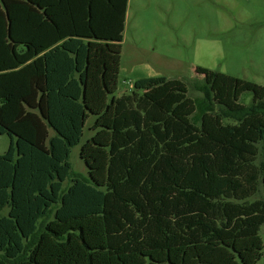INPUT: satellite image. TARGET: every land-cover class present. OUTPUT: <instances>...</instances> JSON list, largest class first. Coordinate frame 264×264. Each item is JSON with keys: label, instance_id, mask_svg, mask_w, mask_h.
Instances as JSON below:
<instances>
[{"label": "trees", "instance_id": "obj_1", "mask_svg": "<svg viewBox=\"0 0 264 264\" xmlns=\"http://www.w3.org/2000/svg\"><path fill=\"white\" fill-rule=\"evenodd\" d=\"M128 5L0 2V264H258L264 87L197 67L204 98L116 97Z\"/></svg>", "mask_w": 264, "mask_h": 264}, {"label": "rangeland", "instance_id": "obj_2", "mask_svg": "<svg viewBox=\"0 0 264 264\" xmlns=\"http://www.w3.org/2000/svg\"><path fill=\"white\" fill-rule=\"evenodd\" d=\"M197 67L264 87V0H129L116 97L130 95L140 79L163 77L184 82L190 98H204L194 88L204 79ZM240 102L252 105V94ZM92 122L70 159L73 170L86 176L81 149L93 135ZM9 144V136L1 135L0 155ZM259 147L261 166L264 141ZM255 200H264L262 182ZM260 236L264 243V225ZM258 264H264V249Z\"/></svg>", "mask_w": 264, "mask_h": 264}]
</instances>
